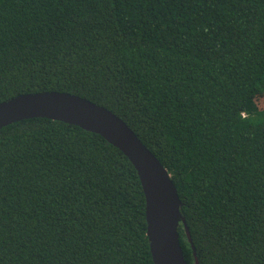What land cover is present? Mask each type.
<instances>
[{"label": "trees", "instance_id": "trees-1", "mask_svg": "<svg viewBox=\"0 0 264 264\" xmlns=\"http://www.w3.org/2000/svg\"><path fill=\"white\" fill-rule=\"evenodd\" d=\"M42 92L159 159L188 264H264V0H0V103ZM0 264H154L129 159L60 121L0 129Z\"/></svg>", "mask_w": 264, "mask_h": 264}, {"label": "water", "instance_id": "water-1", "mask_svg": "<svg viewBox=\"0 0 264 264\" xmlns=\"http://www.w3.org/2000/svg\"><path fill=\"white\" fill-rule=\"evenodd\" d=\"M33 118H47L97 134L120 150L138 173L146 199L147 236L154 264H188L180 244L181 201L167 169L135 132L111 110L62 92L20 95L0 103V129ZM196 257V252H194ZM196 264H199L196 258Z\"/></svg>", "mask_w": 264, "mask_h": 264}]
</instances>
